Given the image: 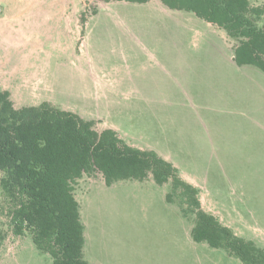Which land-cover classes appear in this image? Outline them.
Instances as JSON below:
<instances>
[{"label":"rangeland","instance_id":"rangeland-1","mask_svg":"<svg viewBox=\"0 0 264 264\" xmlns=\"http://www.w3.org/2000/svg\"><path fill=\"white\" fill-rule=\"evenodd\" d=\"M45 1L0 0V91H10L16 108L49 102L94 121L98 131L113 128L127 143L156 150L186 180L200 183L209 202L215 194H231L238 203L252 197L253 210L264 215L262 160L245 163L238 157L231 167L219 168L220 177L214 173L216 166H200L204 155L200 130L209 131L203 117L215 113L224 118L222 113L232 104L224 99L221 108L215 106L221 101L213 94V78L208 84L200 70L198 82L188 66L191 62L182 54L208 48L228 52L232 43H239L237 39L189 11L165 13L150 5L106 0H72L68 7H51ZM250 3L264 6V0ZM259 25L264 27V18ZM245 147L234 143L233 151L244 156ZM258 148L264 145L252 146L251 152ZM205 156H212V151ZM3 174L0 171V180ZM138 190L97 197L103 202L94 203L95 208L122 210L119 218L130 234V244L133 220L142 219L145 209L154 210L159 201ZM180 192L173 196L181 203ZM2 203L0 188V264H53L31 235L14 233ZM248 215L251 233L264 243V216ZM166 241L164 250L163 245L150 244L149 264H181L174 254L166 255ZM189 241L183 264H204L200 243Z\"/></svg>","mask_w":264,"mask_h":264},{"label":"trees","instance_id":"trees-1","mask_svg":"<svg viewBox=\"0 0 264 264\" xmlns=\"http://www.w3.org/2000/svg\"><path fill=\"white\" fill-rule=\"evenodd\" d=\"M145 3L149 0H106ZM167 7L193 12L238 40V65L264 72V6L250 0H161ZM83 28L87 17L81 19ZM0 188L2 209L8 210L13 231L29 234L53 264H90L84 258V225L74 190L83 175L101 173L107 185L124 180L157 184L172 182L182 211L194 217L192 237L214 248H225L244 264H264V247L238 236L207 212L199 189L183 179L178 168L151 149L127 143L113 128L98 131L94 121L49 102L16 108L9 90L0 91Z\"/></svg>","mask_w":264,"mask_h":264},{"label":"crops","instance_id":"crops-1","mask_svg":"<svg viewBox=\"0 0 264 264\" xmlns=\"http://www.w3.org/2000/svg\"><path fill=\"white\" fill-rule=\"evenodd\" d=\"M69 1L72 0H46L44 4L47 3L51 7L61 5L68 7ZM140 4L150 5L165 13H173L174 10L185 11L171 9L161 0H149ZM82 7V4L78 5L79 12ZM235 46L232 43L228 52L208 48L202 52L182 53L191 62L188 66L196 73L194 78L198 79V82H200V70L204 74L202 79L207 78L208 84L209 77L213 78V94L219 95L216 97H219L221 101L215 106L221 108L224 99H229L232 104L226 108L225 114L222 113L224 118H218L215 113L204 116L203 124L208 126L209 131L206 134L200 130V151L204 154L200 157V166H216L214 173L217 177H220L219 168L231 167L238 157L245 163L248 160L260 162L262 160L260 164L264 163L263 148H258L257 152H251L252 146L264 145V72L254 65H238L234 56ZM200 55L203 57L200 58ZM234 143L246 146L245 151H241L244 156L233 151ZM210 150L212 156L207 158L205 154L210 153ZM217 160L219 162H216ZM186 181L199 189V198L207 212L218 217L222 224L231 228L238 236L253 240L255 243L260 241V246L264 247L263 240L251 233L252 227L248 214L263 215L262 210L260 212L253 210L249 202L253 200L252 197L248 198L247 202L238 203L232 201L231 194L224 193L223 196L215 194L214 200L209 202L200 183L193 180ZM133 188L139 189V194L149 195L159 201L158 204H153L154 210L145 209L142 219L140 216L133 220L134 230L131 233L133 241L130 244L127 241L130 240L128 238L130 234L127 233V229L119 218L123 214L122 210L117 207L95 208L94 203L103 202L97 200V197L105 199L110 194H123L127 189ZM171 190L170 181L159 185L152 176L143 181L124 179L107 185L101 173L83 175L75 185L74 195L79 202L80 217L84 225V258L90 264H149V257L152 254V249H149L150 244L156 242L160 246L163 245L162 250H164L168 240L169 247L166 255L174 254L183 264L188 259L189 240H193L192 244L200 243L202 247L204 264H244L225 248H214L206 242H196L193 239L194 217L183 213L182 205L178 200L168 201L167 194ZM20 240L21 237L17 241ZM128 244L131 247H128ZM171 245L174 247L173 250Z\"/></svg>","mask_w":264,"mask_h":264}]
</instances>
